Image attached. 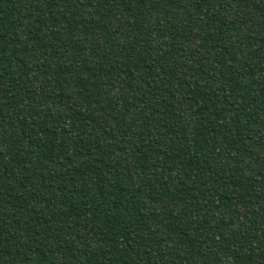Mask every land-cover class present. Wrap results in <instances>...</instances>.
I'll list each match as a JSON object with an SVG mask.
<instances>
[{
    "label": "trees",
    "instance_id": "obj_1",
    "mask_svg": "<svg viewBox=\"0 0 264 264\" xmlns=\"http://www.w3.org/2000/svg\"><path fill=\"white\" fill-rule=\"evenodd\" d=\"M0 264H264V0H0Z\"/></svg>",
    "mask_w": 264,
    "mask_h": 264
}]
</instances>
